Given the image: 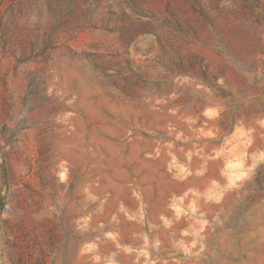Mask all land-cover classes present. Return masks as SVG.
<instances>
[{"label": "rangeland", "instance_id": "obj_1", "mask_svg": "<svg viewBox=\"0 0 264 264\" xmlns=\"http://www.w3.org/2000/svg\"><path fill=\"white\" fill-rule=\"evenodd\" d=\"M260 118L264 0H0V264H264L260 141L175 205Z\"/></svg>", "mask_w": 264, "mask_h": 264}, {"label": "crops", "instance_id": "obj_2", "mask_svg": "<svg viewBox=\"0 0 264 264\" xmlns=\"http://www.w3.org/2000/svg\"><path fill=\"white\" fill-rule=\"evenodd\" d=\"M257 127L240 124L230 136L231 149L226 153V147L218 148L210 153L206 148L194 150L187 162L177 166L182 173L180 193L176 196L175 205L180 215L179 223L183 226L181 233H186V226H192L193 220L184 223L186 216L198 209V203L209 200L215 182L213 173H220L229 183L235 179L245 177L250 165L255 164L261 157V150L254 147L255 141L264 144V119L255 120ZM226 174L225 172H229ZM188 214V215H187ZM182 218V219H181Z\"/></svg>", "mask_w": 264, "mask_h": 264}]
</instances>
